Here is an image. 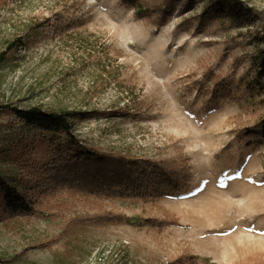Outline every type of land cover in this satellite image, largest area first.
Listing matches in <instances>:
<instances>
[{"label":"rangeland","instance_id":"obj_1","mask_svg":"<svg viewBox=\"0 0 264 264\" xmlns=\"http://www.w3.org/2000/svg\"><path fill=\"white\" fill-rule=\"evenodd\" d=\"M241 1L250 22L196 30L178 24L201 2L154 26L120 0H0V53L21 39L0 58V176L25 202L9 206L0 188V264H264V147L230 122L252 123L264 104L246 113L245 102L209 94L210 74L252 73L264 0ZM32 106L69 114L70 133L7 112ZM68 134L150 166L108 198L48 194L31 177L45 140ZM153 161L180 165L179 191L161 193ZM103 212L127 219L81 221Z\"/></svg>","mask_w":264,"mask_h":264},{"label":"trees","instance_id":"obj_2","mask_svg":"<svg viewBox=\"0 0 264 264\" xmlns=\"http://www.w3.org/2000/svg\"><path fill=\"white\" fill-rule=\"evenodd\" d=\"M127 7L132 8L133 15L138 19H145L154 26H160L176 10H189L196 3H202V10L196 17L187 18L178 24L179 26L195 25V29L205 28L211 22L219 21L222 26H242L252 20L253 13L241 0H120ZM36 27V25H34ZM256 40V47L250 53L253 66L252 73L248 76L241 75L237 80H227L224 77L210 74L212 88L209 94L213 99L219 97H231L248 106L246 113L256 110L257 104H264V26L252 34ZM16 38L11 41L7 49L11 54L20 45ZM248 98L249 100L245 101ZM254 103V105H253ZM9 114L25 120L37 130L47 131L51 134L59 132L70 133L72 123L69 114L53 111H45L37 106L29 108L12 107ZM230 122L235 126L234 132L237 138L247 140V143H257L264 147V112L256 120L243 125L240 115L234 116ZM44 156L39 160V170L31 178L38 181L41 177L40 186L46 193L54 194L59 190L67 189L71 197L89 196L98 199L108 198L116 193L117 189L127 187L135 181V176L146 172L150 164H143L140 159L125 154L113 152H99L93 150L73 134L65 138L49 137L44 142ZM152 171L159 172L168 188L162 194L179 191L182 177L179 173L180 166L177 162L160 161L151 162ZM0 188L4 193L9 206L15 208L20 203L24 205L23 191L16 190L7 184L0 176ZM55 191V192H54ZM96 203V201H93ZM126 216L109 212L101 214H88L81 218L83 223H111L122 222ZM158 223L165 224L167 220L158 219ZM174 222V221H173ZM66 230V229H65ZM184 257H179L165 264H183ZM163 264V263H161Z\"/></svg>","mask_w":264,"mask_h":264}]
</instances>
